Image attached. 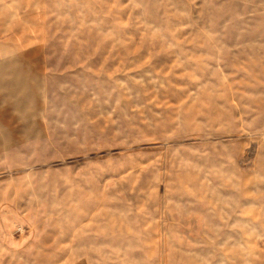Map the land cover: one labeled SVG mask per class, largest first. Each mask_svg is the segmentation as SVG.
I'll return each instance as SVG.
<instances>
[{
  "label": "rangeland",
  "instance_id": "rangeland-1",
  "mask_svg": "<svg viewBox=\"0 0 264 264\" xmlns=\"http://www.w3.org/2000/svg\"><path fill=\"white\" fill-rule=\"evenodd\" d=\"M0 264H264V0H0Z\"/></svg>",
  "mask_w": 264,
  "mask_h": 264
},
{
  "label": "crops",
  "instance_id": "crops-1",
  "mask_svg": "<svg viewBox=\"0 0 264 264\" xmlns=\"http://www.w3.org/2000/svg\"><path fill=\"white\" fill-rule=\"evenodd\" d=\"M15 84H18V86L14 89V95L15 97L18 96V94L22 95V93L26 94L25 95V104L27 105L23 109H30V102H31V98H30V94H32L33 92V83L31 80L29 79H17ZM23 96V95H22ZM22 107H20L21 109Z\"/></svg>",
  "mask_w": 264,
  "mask_h": 264
}]
</instances>
